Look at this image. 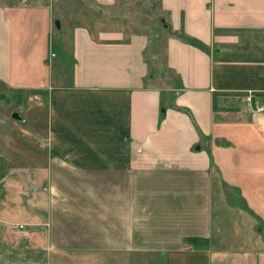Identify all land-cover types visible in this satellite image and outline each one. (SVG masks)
<instances>
[{"label": "crops", "instance_id": "1", "mask_svg": "<svg viewBox=\"0 0 264 264\" xmlns=\"http://www.w3.org/2000/svg\"><path fill=\"white\" fill-rule=\"evenodd\" d=\"M156 3L168 31L159 81L145 34L73 25L63 78L26 86L11 69L8 21L27 9L0 2V85L43 91L46 116L39 216L0 225L1 246L19 235L23 247L77 258L264 264L263 196L234 173L252 177L245 166L264 161V112L241 100L264 101V0ZM192 236L205 241L184 242Z\"/></svg>", "mask_w": 264, "mask_h": 264}, {"label": "rangeland", "instance_id": "2", "mask_svg": "<svg viewBox=\"0 0 264 264\" xmlns=\"http://www.w3.org/2000/svg\"><path fill=\"white\" fill-rule=\"evenodd\" d=\"M0 2L7 10L14 7L27 9L22 14L21 21H8L11 33V69L17 74V67H21L22 74H18L17 78L26 86L41 81L52 83L57 74L63 78V68L67 70L70 63V40L66 34L73 25H84L93 33L98 29H111L122 31L123 36L130 33L145 34L148 46L144 57L152 72L157 74L156 80L159 81L165 72L163 42L168 31L159 22L162 17L156 0H114L109 5H98L90 0ZM54 20L58 22L57 28L53 24ZM38 60L41 61L43 74L37 67ZM35 96L43 97L44 92L0 85V225L5 227L25 224L27 221L34 225L39 216V208H34V204H38L44 194L42 167L46 157V116L45 108L36 105ZM12 112H16L19 118H13ZM245 168L247 173L244 174H252V177L242 179V170L237 169L234 172L235 178H240L242 188L253 185V192L258 189L264 202V161L251 162ZM223 190L225 197L230 193L233 200L239 197L231 189L230 193L225 188ZM10 239L16 242V247L0 245V264H131L129 260H116L115 256L106 260L97 254L80 255L78 258L68 254H47L36 246L30 248L18 245V241L22 240L19 235H13ZM8 253L13 254L14 259L2 260ZM133 264L147 262L143 260Z\"/></svg>", "mask_w": 264, "mask_h": 264}, {"label": "built area", "instance_id": "3", "mask_svg": "<svg viewBox=\"0 0 264 264\" xmlns=\"http://www.w3.org/2000/svg\"><path fill=\"white\" fill-rule=\"evenodd\" d=\"M241 100L244 109L252 113L264 112V101L260 99L258 96H253L252 94L247 93L241 97ZM18 227L20 228L21 225L19 224Z\"/></svg>", "mask_w": 264, "mask_h": 264}, {"label": "trees", "instance_id": "4", "mask_svg": "<svg viewBox=\"0 0 264 264\" xmlns=\"http://www.w3.org/2000/svg\"><path fill=\"white\" fill-rule=\"evenodd\" d=\"M183 240H184V242H186V243L194 246L197 243L204 242L205 241V238L192 236V237H185V238H183Z\"/></svg>", "mask_w": 264, "mask_h": 264}, {"label": "water", "instance_id": "5", "mask_svg": "<svg viewBox=\"0 0 264 264\" xmlns=\"http://www.w3.org/2000/svg\"><path fill=\"white\" fill-rule=\"evenodd\" d=\"M159 22H160V24H161L163 27H166V23L164 22V20H163L162 18H159ZM53 24H54V26H55L56 28L58 27V22H57V20H54V23H53ZM11 116H12L13 118H19L16 112H12V113H11Z\"/></svg>", "mask_w": 264, "mask_h": 264}]
</instances>
